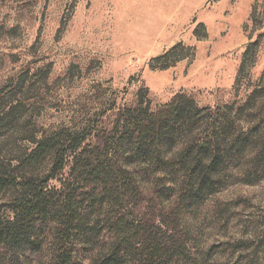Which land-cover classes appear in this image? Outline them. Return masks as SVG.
Wrapping results in <instances>:
<instances>
[{"label": "rangeland", "instance_id": "374dc122", "mask_svg": "<svg viewBox=\"0 0 264 264\" xmlns=\"http://www.w3.org/2000/svg\"><path fill=\"white\" fill-rule=\"evenodd\" d=\"M191 5L199 7L196 18L185 17L176 30ZM245 6L247 21H234V14L246 18ZM178 43L183 46L168 60L155 62ZM256 88L252 120L236 128L250 126L259 136L228 163L215 187L186 199L180 185L135 167L141 195L122 207L137 226L160 229L181 264H264V156L257 157L264 150V0H0V96L12 90L17 107L0 120L2 167L25 160L34 138L80 129L87 120L99 122L85 145L97 154L113 127L114 107L150 100L156 113L179 93L202 108L241 105ZM34 167L46 170L45 163ZM10 195L1 192L0 205ZM95 244L86 258L106 260L108 252L97 257ZM84 248L76 246L78 257H85ZM2 252L9 264H55L51 247Z\"/></svg>", "mask_w": 264, "mask_h": 264}, {"label": "trees", "instance_id": "16d2710c", "mask_svg": "<svg viewBox=\"0 0 264 264\" xmlns=\"http://www.w3.org/2000/svg\"><path fill=\"white\" fill-rule=\"evenodd\" d=\"M254 45L243 56L237 81ZM182 46L176 44L155 62H165ZM259 91L256 88L245 104L215 108L200 107L186 93L177 94L156 113L150 100L135 108L114 107L113 127L104 144L100 141L97 154L85 146L98 129L99 122L92 124L93 120L77 130L34 138V149L19 165H0V193L11 192L7 203L0 205V264H9L3 248L41 253L45 247L52 248L55 264H89L87 247L95 243L101 250L97 257L102 252L108 256L90 264L184 263L181 255L170 252L160 229L155 233L137 226L124 211L122 205L141 195L133 181L135 167L164 175L163 183L180 185L189 193L186 199L201 196L219 184L228 163L259 136L250 126L236 128L237 122L252 120ZM13 99L12 90L0 96V120L15 112ZM263 154L264 150L259 160ZM39 163L46 164L42 174L34 167ZM54 181L59 186L51 187ZM77 245L85 246V257H78Z\"/></svg>", "mask_w": 264, "mask_h": 264}, {"label": "crops", "instance_id": "0c3cea01", "mask_svg": "<svg viewBox=\"0 0 264 264\" xmlns=\"http://www.w3.org/2000/svg\"><path fill=\"white\" fill-rule=\"evenodd\" d=\"M196 2H197V0H196ZM244 10L245 11L247 10L246 18L242 19L243 14H241L242 16H239V17H238V14H237V16L234 14L233 20L237 21V22H246L248 19V16H250V9L247 6H245ZM198 11H199V7H197L196 5L193 7V5H191V7L187 10L186 15L176 21V24H175L176 28L175 29L178 30V29L182 28L183 26H185V22L182 21L185 17H190L192 20H194V18H196L195 15L198 13Z\"/></svg>", "mask_w": 264, "mask_h": 264}]
</instances>
